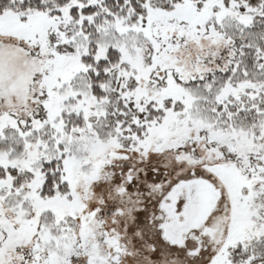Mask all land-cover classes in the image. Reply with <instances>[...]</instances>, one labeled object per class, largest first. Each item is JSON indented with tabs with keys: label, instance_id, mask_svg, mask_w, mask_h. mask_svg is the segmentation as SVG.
<instances>
[{
	"label": "snow or ice",
	"instance_id": "6c2138e0",
	"mask_svg": "<svg viewBox=\"0 0 264 264\" xmlns=\"http://www.w3.org/2000/svg\"><path fill=\"white\" fill-rule=\"evenodd\" d=\"M0 264H264V0H0Z\"/></svg>",
	"mask_w": 264,
	"mask_h": 264
}]
</instances>
